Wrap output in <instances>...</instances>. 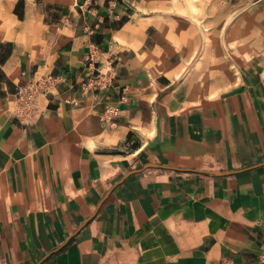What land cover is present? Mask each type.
Returning <instances> with one entry per match:
<instances>
[{
	"label": "crops",
	"instance_id": "obj_1",
	"mask_svg": "<svg viewBox=\"0 0 264 264\" xmlns=\"http://www.w3.org/2000/svg\"><path fill=\"white\" fill-rule=\"evenodd\" d=\"M166 4L0 0V264H262L264 40L198 94Z\"/></svg>",
	"mask_w": 264,
	"mask_h": 264
},
{
	"label": "rangeland",
	"instance_id": "obj_2",
	"mask_svg": "<svg viewBox=\"0 0 264 264\" xmlns=\"http://www.w3.org/2000/svg\"><path fill=\"white\" fill-rule=\"evenodd\" d=\"M160 9L189 23L182 47L192 51L190 85L204 96L222 86L225 79L217 78L230 70L236 51L242 54L248 43L264 40V4L256 0H167Z\"/></svg>",
	"mask_w": 264,
	"mask_h": 264
},
{
	"label": "built area",
	"instance_id": "obj_3",
	"mask_svg": "<svg viewBox=\"0 0 264 264\" xmlns=\"http://www.w3.org/2000/svg\"><path fill=\"white\" fill-rule=\"evenodd\" d=\"M52 83L50 76H41L18 84L15 90V115L21 120L27 119L34 110L37 97L46 93ZM257 260L264 264V249L257 253ZM227 262L229 259L224 258L218 264H227Z\"/></svg>",
	"mask_w": 264,
	"mask_h": 264
}]
</instances>
